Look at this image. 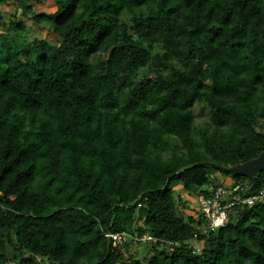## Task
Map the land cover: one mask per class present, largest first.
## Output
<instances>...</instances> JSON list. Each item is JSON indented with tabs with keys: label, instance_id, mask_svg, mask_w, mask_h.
Masks as SVG:
<instances>
[{
	"label": "trees",
	"instance_id": "obj_1",
	"mask_svg": "<svg viewBox=\"0 0 264 264\" xmlns=\"http://www.w3.org/2000/svg\"><path fill=\"white\" fill-rule=\"evenodd\" d=\"M13 1L56 40L0 19V264H264V197L203 233L174 190L209 196L214 173L264 189V170L197 164L264 150V0ZM136 231L157 241L106 236Z\"/></svg>",
	"mask_w": 264,
	"mask_h": 264
},
{
	"label": "built area",
	"instance_id": "obj_2",
	"mask_svg": "<svg viewBox=\"0 0 264 264\" xmlns=\"http://www.w3.org/2000/svg\"><path fill=\"white\" fill-rule=\"evenodd\" d=\"M250 185L247 181H238L231 184H221L214 188L209 196H201L198 202V211L205 219L206 224L201 230L203 233L209 230H216L225 226L229 220V212L231 208L237 205L252 206L257 200L264 197V189L258 193L248 194ZM195 237L198 233L194 232ZM106 236L111 240L113 246L117 247L124 244L130 238L136 241L147 243L149 241H157V238L151 234L137 231L130 235L127 232H107ZM194 246L199 250L201 244L194 242Z\"/></svg>",
	"mask_w": 264,
	"mask_h": 264
},
{
	"label": "rangeland",
	"instance_id": "obj_3",
	"mask_svg": "<svg viewBox=\"0 0 264 264\" xmlns=\"http://www.w3.org/2000/svg\"><path fill=\"white\" fill-rule=\"evenodd\" d=\"M31 3L34 5L36 10L44 9L47 11H52L55 9V3L52 0H42V2L40 3H38L36 0H31ZM0 19L2 23H5V25H9L11 20L13 19L22 20V21L24 19L26 26L28 28L27 33H29L30 38L45 37V38H51L53 41L56 40L55 35L51 32L48 26L45 25L38 26L33 22H31L29 18H26L21 10L17 11V4L13 0H10L5 5L0 4ZM5 25H2L0 27V31L5 29ZM13 33L15 32L13 31ZM194 113L196 114V119L194 123V133L197 139L201 141L202 134L205 131H208L209 134H212L216 131V129L210 123V108L204 102H199L194 106ZM172 142L174 146V144L177 141L175 139H172ZM169 155L170 153L168 152L165 153V156H169ZM213 176L216 179L219 178L218 180L214 179L216 180V185L218 183L225 184L224 182H226L227 180L229 182L233 180V176L231 174L220 175L219 173H214ZM244 179L248 180V177ZM226 184L228 183L226 182ZM209 187H212L211 189H213V184H211ZM174 190H175L176 198H178L179 194H182V191L184 196L185 194H187V192H184V190L181 189V186L178 184L174 186ZM191 198L193 199V202H197V201L199 202L200 196H191ZM194 207H195V212H197L198 206H194ZM203 227H205V225ZM127 253L137 257H141L144 253V248L141 245L132 241L129 244V250L127 251Z\"/></svg>",
	"mask_w": 264,
	"mask_h": 264
},
{
	"label": "water",
	"instance_id": "obj_4",
	"mask_svg": "<svg viewBox=\"0 0 264 264\" xmlns=\"http://www.w3.org/2000/svg\"><path fill=\"white\" fill-rule=\"evenodd\" d=\"M197 164L210 165L221 171L231 172L235 175L250 178L254 177L261 170H264V150L259 156L233 166H223L214 162H200Z\"/></svg>",
	"mask_w": 264,
	"mask_h": 264
},
{
	"label": "crops",
	"instance_id": "obj_5",
	"mask_svg": "<svg viewBox=\"0 0 264 264\" xmlns=\"http://www.w3.org/2000/svg\"><path fill=\"white\" fill-rule=\"evenodd\" d=\"M227 183H228V185L229 184H231L233 181H226ZM226 182H224L225 184H226ZM185 196H186V198L191 202L190 204H191V210H189V212L188 213H190V214H192V215H194V214H197V212H195V207L194 206H198V201L197 202H193V199L191 198V196L190 195H188V194H185ZM197 209V208H196Z\"/></svg>",
	"mask_w": 264,
	"mask_h": 264
}]
</instances>
